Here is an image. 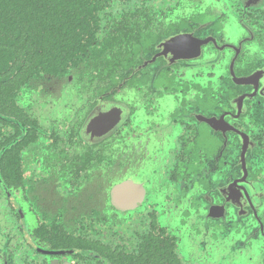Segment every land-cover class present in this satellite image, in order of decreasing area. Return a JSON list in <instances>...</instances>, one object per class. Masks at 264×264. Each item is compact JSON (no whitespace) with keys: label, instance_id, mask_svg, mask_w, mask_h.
I'll use <instances>...</instances> for the list:
<instances>
[{"label":"flooded vegetation","instance_id":"1","mask_svg":"<svg viewBox=\"0 0 264 264\" xmlns=\"http://www.w3.org/2000/svg\"><path fill=\"white\" fill-rule=\"evenodd\" d=\"M82 3L0 110V264H264V0Z\"/></svg>","mask_w":264,"mask_h":264},{"label":"trees","instance_id":"2","mask_svg":"<svg viewBox=\"0 0 264 264\" xmlns=\"http://www.w3.org/2000/svg\"><path fill=\"white\" fill-rule=\"evenodd\" d=\"M83 1L0 0V110L40 67L58 72L75 55L89 25Z\"/></svg>","mask_w":264,"mask_h":264},{"label":"rangeland","instance_id":"3","mask_svg":"<svg viewBox=\"0 0 264 264\" xmlns=\"http://www.w3.org/2000/svg\"><path fill=\"white\" fill-rule=\"evenodd\" d=\"M247 255H236V257L233 258L234 264H250L249 261L245 259Z\"/></svg>","mask_w":264,"mask_h":264}]
</instances>
